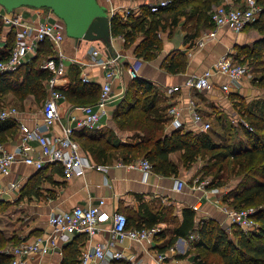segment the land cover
Here are the masks:
<instances>
[{
	"label": "crops",
	"instance_id": "0c3cea01",
	"mask_svg": "<svg viewBox=\"0 0 264 264\" xmlns=\"http://www.w3.org/2000/svg\"><path fill=\"white\" fill-rule=\"evenodd\" d=\"M108 9L110 6L116 7L119 11L133 9L136 15L141 14V4L150 0H100ZM240 2V1H239ZM220 3L227 7L235 6L233 0H222ZM22 20L30 25H37L41 21L53 20L54 15L43 8H20ZM184 18L171 28L165 27L159 31L161 42L160 49L154 58L146 60L136 57L135 48L141 41L138 36L135 41L126 46L125 39L121 36L112 37L114 54L117 57L113 67L108 64V58L102 47L97 42H86L66 37L60 45H54L48 40L38 45L37 51L30 54L22 63L36 59L37 66L41 61L53 56L60 51L63 54L64 74L57 78V88L66 90L73 82V76L78 74L82 81L97 83L102 87L106 80V74L110 68L115 69L112 78V97L105 106V113L102 115L99 125L95 129L78 128L75 129V139L80 150L91 164L104 166L103 168L87 167L80 176H73L64 179L61 168L55 164H46L42 169H37L32 165L23 162H16L12 165L10 172L0 180V199L12 202L13 205L22 206V214L25 221H22V233H16L24 238L33 239L37 235L45 237L52 234V227L48 224V216L53 212L69 210L75 206H89L95 204L98 199H104L103 208L112 213L122 212L126 215H136L142 208H148L153 212H161L163 219L155 225L159 230L156 238L152 240L135 241L125 238L118 241L113 238L110 231V224L106 223L89 241H83L81 234H74L66 241H60L58 246L46 254H35L31 257L34 264H61L65 246L77 240L78 254L84 246L100 243L106 247L109 254L120 251L122 258L109 259L108 264L129 263V264H190L192 257H179L190 247L192 241L197 239L196 232L190 233L186 237H179L176 241L163 251L159 247L166 245L173 234L176 223L182 220V209L192 208L195 211L196 226L200 221L212 219L219 223L220 227L226 231L229 237L233 236V226L229 224L226 215L221 212L224 204L221 196L231 187L228 185L222 188H198L200 176L199 170L202 167L200 160L191 166L185 167L180 158V152L169 154L171 161L179 167L177 175L163 176L151 170L147 175L128 164L137 161H123L119 151L113 150V155L106 160H99L91 153H88L81 145L92 134L100 133L103 130L112 129L121 142H133L137 135L126 129H120L112 115L121 100L125 87L130 81L127 68L139 61L136 75L145 78L153 83L161 95L160 106L166 107L164 113L166 122L164 131L173 129L182 131L209 132L217 143H227V136L217 130H211L212 120L217 117L222 119L219 124L221 130L225 129L229 120H233L237 115L235 104L242 97L246 103L262 99L264 92L254 85L251 79H242L238 85L231 87L227 92L222 91L221 85L227 83L228 78L220 73L211 77V85L208 89L198 91L185 85V81L192 75H198L205 69L210 68L219 57L224 54L235 57L239 48L251 43L258 38V32L251 27H246L240 32H235L226 26L218 27L215 35L206 39L203 45L197 41L211 28L199 29V34L195 38L189 37V32L185 28ZM10 29L1 28V34L7 36ZM1 36V35H0ZM6 42V41H5ZM4 42L0 39V47H4ZM99 48L102 63L96 62V57L92 55L91 48ZM41 48V49H40ZM40 49V50H39ZM174 51H181L186 57V64L183 70L177 73L168 72L164 66L169 54ZM120 65L122 69H120ZM253 78V77H252ZM46 94L36 100L33 94H29L22 105L18 104L19 119L29 127L41 125L42 104L48 95L47 81H44ZM178 86L171 94H166L169 87ZM13 97V96H12ZM45 97V98H44ZM194 103L195 108L201 112L203 121L208 122L210 127L202 130L201 125L193 120L190 104ZM170 106H176L179 110L177 121L179 126L174 128L171 119L166 115V110ZM60 118L49 128V134L54 136L63 135V127L70 123V115L81 116L79 106L72 104L66 99L60 101ZM226 115L225 119L223 115ZM228 121V122H227ZM134 139V140H133ZM241 140V139H240ZM243 140V139H242ZM21 141L19 132H16L8 141L3 143L7 150H13ZM245 141V139H244ZM243 141V142H244ZM33 153H39L37 142H31ZM181 179L185 185L181 191L174 188L175 180ZM207 183V179L201 180ZM16 182L17 187L10 188L9 183ZM5 234H14L12 231L2 229ZM80 255V254H79ZM79 259V256H78ZM77 264H80L77 263Z\"/></svg>",
	"mask_w": 264,
	"mask_h": 264
},
{
	"label": "trees",
	"instance_id": "16d2710c",
	"mask_svg": "<svg viewBox=\"0 0 264 264\" xmlns=\"http://www.w3.org/2000/svg\"><path fill=\"white\" fill-rule=\"evenodd\" d=\"M165 1L166 4L157 11H151L145 3L140 5L139 15H136L133 9H130L125 18L119 13L113 14L110 20L112 37H123L126 46H129L141 36V41L135 48L136 57L150 60L161 47L160 30L167 26L171 28L184 18V24L193 23L194 32L188 35L195 38L199 34V25L204 24L201 28L213 27L210 10L222 0ZM233 1L239 3L241 0ZM256 1L260 12L246 27L254 28L259 36L251 45L239 48L234 59L241 64L250 63L260 68L261 75L254 83L264 87V0ZM7 40L9 45L0 47V58H4L6 49L13 44L12 31L7 34ZM185 64L186 57L183 53L174 51L168 55L164 66L168 72L177 73L183 70ZM50 78L51 73L37 66L35 58L21 64L15 71L0 73V106L8 95L13 96L19 106L29 94L39 100L46 94L43 82ZM72 80L68 89H60L67 101L79 107L97 103L101 92L99 84L82 81L78 74H75ZM160 97L158 90L149 80L139 76L131 78L112 117L120 129L136 132V139H133V142H121L112 129H107L88 136L81 142L82 147L99 160L110 158L113 150L119 151L126 162L144 157L151 162L152 170L163 176L177 175L179 172L178 165L169 158L172 152H180L185 167L191 166L197 160L206 159L207 162L203 163L199 173L209 174L210 177H201L199 181L206 178L205 187L209 189L226 187L231 175L239 178L236 185L229 188L221 199L226 206L235 209L253 208L252 217L257 223L255 230L245 232L233 226L232 233L236 238L234 241L215 220H203L196 226L194 209L184 208L182 220L175 224L168 243L159 249L163 251L177 238L196 232L198 237L192 241L191 246L197 253L192 257L191 264H206L205 257L208 254L218 256L217 264H264V97L252 103H241L239 114L248 127H242L245 141L233 145L217 143L212 135L205 131L194 133L173 129L165 132L166 107L159 105L162 100ZM16 132L18 123L15 118H0V143L8 141ZM74 135L75 133V139ZM6 203L9 202L0 199V204ZM125 216L126 226L134 228H153L163 219L161 212H153L147 207L142 208L136 215ZM158 232L159 230L154 238ZM81 235L83 242L85 235ZM24 239L28 238L18 234L7 235L0 229V264H10L9 247ZM77 240L79 237L65 246L61 264L80 262ZM189 252L180 254L179 257H187Z\"/></svg>",
	"mask_w": 264,
	"mask_h": 264
},
{
	"label": "built area",
	"instance_id": "2783aa9c",
	"mask_svg": "<svg viewBox=\"0 0 264 264\" xmlns=\"http://www.w3.org/2000/svg\"><path fill=\"white\" fill-rule=\"evenodd\" d=\"M240 3L230 7L222 3L212 6L210 19L213 29L204 34L197 41V44L203 45L206 39L213 37L218 27L226 26L235 32H240L246 28L247 24L254 21L260 12L257 1L241 0ZM147 4L151 11H157L159 7L166 4V1L150 0ZM20 8L8 12L0 6V27L2 29L7 27L13 32V44L6 49L4 58H0V73L17 70L30 54L37 51L40 43L48 40L54 45H60L66 38L64 25L57 18L41 21L37 25H30L23 22ZM117 10L114 6H110L108 9L111 16L119 13L122 18H125L130 12V9L119 12ZM91 53L96 57L97 63H102V58L98 57L101 53L98 47L91 48ZM114 63V59L108 60V64ZM139 63L136 61L127 68L130 79L137 76L136 71ZM40 68L51 73V78L47 81L49 92L42 105L41 125L27 126L19 119V111L13 106L4 107L0 110V118L13 117L16 119L18 132L21 136L20 143L13 150L5 149L0 143V180L10 172L12 165L16 162L32 165L37 169H42L46 164L58 165L62 170L64 179L82 175L87 167H104L90 163L81 152L77 140L73 138V133L78 128L95 129L99 125L100 119L105 113V106L112 97L111 83L115 69L110 68L106 74V80L102 84L97 103L80 106L81 116L70 115V123L62 129L63 135L54 136L49 134V128L60 118L59 104L65 99L64 94L56 85L57 78L64 74L65 70L63 54L58 51L53 56L44 58L40 63ZM216 73L223 74L228 78L227 83L221 85L222 91L227 92L231 87L240 83L247 71L244 64L236 61L233 56L224 54L210 68L198 75L188 77L185 85L198 91L208 89L211 85L210 79ZM177 89L178 86L169 87L165 92L171 94ZM190 109L194 122L200 124L202 130H207L210 124L203 121V116L195 108L194 103L190 104ZM178 114L179 110L176 106H170L166 110V115L170 117L174 128L179 126ZM242 123L248 127L245 121L242 120ZM33 141L39 145L38 154L33 153V146L31 145ZM128 166L140 169L144 175L152 170L151 162L144 157L130 162ZM205 184V181H199L197 187L201 189ZM8 185L10 188L17 187L16 182H10ZM184 185L183 180L176 179L174 188L181 191ZM103 205L104 199L100 198L95 204L89 206H75L69 210L50 213L48 224L52 227V234L47 237L37 235L33 239H24L10 246L8 249L11 256L10 264H34L31 262L33 255L46 254L55 249L60 241H66L70 236L77 233L84 234L85 241H89L106 223L110 224V231L115 241H121L125 238L135 241L154 238L158 230L156 227H127L124 213L118 211L110 213L103 208ZM220 210L226 215L231 226H237L245 232L255 230L257 227V223L252 217L253 208L235 209L223 204ZM196 235L198 236L197 233ZM122 256L120 251L109 254L104 245L96 243L83 247L79 261L80 264H108L109 259H120Z\"/></svg>",
	"mask_w": 264,
	"mask_h": 264
},
{
	"label": "water",
	"instance_id": "95a60500",
	"mask_svg": "<svg viewBox=\"0 0 264 264\" xmlns=\"http://www.w3.org/2000/svg\"><path fill=\"white\" fill-rule=\"evenodd\" d=\"M0 6L8 12L20 7L48 9L64 25L66 37L97 42L108 59L118 60L112 45L111 15L100 0H0Z\"/></svg>",
	"mask_w": 264,
	"mask_h": 264
},
{
	"label": "rangeland",
	"instance_id": "374dc122",
	"mask_svg": "<svg viewBox=\"0 0 264 264\" xmlns=\"http://www.w3.org/2000/svg\"><path fill=\"white\" fill-rule=\"evenodd\" d=\"M153 1H159V0H153ZM238 4H241V3L239 2L236 5H238ZM167 15H169V14H167ZM185 24H186L185 28H187V31L189 33H193L194 32L193 23L192 22H186ZM203 25L204 24L199 25L200 26L199 29H204V28H201ZM0 35H1L0 39H2L4 42L3 45H6V44L9 45L7 42L8 41L7 36H5L3 34H0ZM244 65L246 67L247 73L245 74V76L242 79H247V80L251 79L252 82L254 83V80L257 77H259V75H261L260 68H258L257 66L254 67L250 63H247V64L245 63ZM242 79H241V81H242ZM254 85L257 86V88L260 89L262 92H264V87L259 86L258 84H255V83H254ZM122 98H123V96H122ZM44 100H43V102H44ZM242 102L246 103V101L244 99H242V97H239V100L236 102V104L234 106L236 111H237V115H236V117H234L233 120H229V122L227 121L228 124L226 125L225 129L221 130L219 127L220 123L217 124V122L221 121L222 116H220V119H218L217 118L218 116H217L215 118V120H212V123H211L212 125H211L210 131L215 129L217 131H220V133H222V134L224 132V135L227 136V141H228L227 143L229 145L237 144L239 142L241 143L245 139L243 132H242V129H243L242 128L243 127L242 117L239 114V108H240ZM10 106H13L17 109L19 108L16 100L13 99V97L11 95H8V96H6V99L2 101V105L0 106V109H2L4 107H10ZM223 117L225 119L227 118V116L225 114L223 115ZM227 119H230V118H227ZM200 161L202 164L207 162L206 159H200ZM198 175L200 176V178L201 177L203 178L204 176H208L207 178L210 177L209 174H205V173L202 175L200 173H198ZM238 180H239V178L231 175L230 178L228 179V186L233 188L236 185V183L238 182ZM22 214H26V213L22 211V206H20L18 204L13 205L12 202H9L8 204L6 203L5 205L0 204V228L7 229L8 231H12V232H14V234L22 233V221L23 222L25 221V218L23 217ZM231 239L236 241L235 236H232ZM188 251H190V252H189L188 256L185 258L190 257V259H191V257H193L194 254L197 253V250L193 249L191 245L187 249L186 252H188ZM205 260H206V264H217L218 263V261H217L218 256L215 254H208V256L205 257ZM191 263L192 262H190V264Z\"/></svg>",
	"mask_w": 264,
	"mask_h": 264
}]
</instances>
